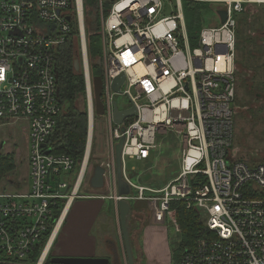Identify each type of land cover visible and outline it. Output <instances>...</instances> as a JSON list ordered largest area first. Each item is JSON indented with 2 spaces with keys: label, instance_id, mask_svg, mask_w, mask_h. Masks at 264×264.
<instances>
[{
  "label": "built area",
  "instance_id": "built-area-1",
  "mask_svg": "<svg viewBox=\"0 0 264 264\" xmlns=\"http://www.w3.org/2000/svg\"><path fill=\"white\" fill-rule=\"evenodd\" d=\"M181 1L166 16L161 0H114L102 15L101 102L110 152L101 165L108 177L115 179L114 150L121 140L125 177L126 159L148 160L157 134L183 138L180 171L166 186H138L125 177L130 193L105 197L148 204L151 222L169 220L177 234L171 204L194 211L201 229L192 245L181 248L177 264H264V164H248L232 152L235 19L264 0H192L222 6L216 8L219 24L204 26L193 48ZM103 4L98 0L101 9ZM218 10L226 11L224 24ZM64 46L74 47L85 87L86 148L76 173L75 160L47 144L64 111L56 78ZM121 74L119 95L128 104L116 106L136 113L115 125L113 82ZM92 79L84 0H0V128L27 123L30 180L27 191L0 192V264H52L47 261L57 257L52 248L71 205L98 198L79 195L93 145Z\"/></svg>",
  "mask_w": 264,
  "mask_h": 264
},
{
  "label": "rangeland",
  "instance_id": "rangeland-1",
  "mask_svg": "<svg viewBox=\"0 0 264 264\" xmlns=\"http://www.w3.org/2000/svg\"><path fill=\"white\" fill-rule=\"evenodd\" d=\"M103 1L102 9L98 4L96 8L89 7L88 9V28L94 30L95 27H98L99 32L101 31L102 15L106 14L114 0ZM161 1L165 6L164 15L168 16L176 12V0ZM211 6L214 10L222 7L218 4H211ZM235 21V96L233 102L235 115L233 118L232 152L236 158L248 164H264V3L250 5L241 14L236 15ZM208 23L209 21H206V24ZM213 24L218 25V20L210 23V25ZM72 48L74 49V47ZM97 58L92 61H97ZM114 100L121 110L126 108L125 106L128 104L126 97L119 94L114 97ZM78 107L83 111V102H80ZM8 124L10 125H4L0 128V147H2V149L0 148V156L11 154L13 156L14 170L8 172L7 176L0 180V192H24V186H27L29 181L27 160L28 132L22 127H27V123L10 121ZM92 144L87 173L79 191L80 196L98 197L108 192L107 185L97 190H94L89 185L93 168L103 164L110 152L109 129L104 116H95ZM182 149L183 138L181 136H176L173 132L157 134L156 149L151 152L149 159L146 161L126 159V173L135 185L153 189L163 188L180 171ZM77 170L78 167L74 170V173ZM107 177L108 173L106 172L105 178ZM134 193L135 191H132V194ZM80 199L82 198L75 200V204L83 201ZM150 209L148 204L144 202L133 201L131 203L127 224L135 264H175L173 255L181 247L182 235L180 233L177 234L169 220H167L163 226H160L163 229L160 236L158 235L155 238L154 234H152L148 237L144 230L151 228L149 226L152 223ZM73 210L74 207L69 212L58 233V238L52 248L54 254L55 247L59 245L58 241L61 240L62 233L69 225ZM156 212L159 215L157 210ZM108 213L106 211L101 213L97 224L91 232L93 237L91 250L92 248L95 250V257L104 255L106 244L103 242L105 239L103 237L105 235L112 237L115 235V230L119 229L118 214L114 216ZM135 213H141L144 217L143 221H138L134 218ZM165 252H169L172 255V259L170 256V260H166L165 256L167 253ZM120 259V264H124L121 255Z\"/></svg>",
  "mask_w": 264,
  "mask_h": 264
},
{
  "label": "trees",
  "instance_id": "trees-1",
  "mask_svg": "<svg viewBox=\"0 0 264 264\" xmlns=\"http://www.w3.org/2000/svg\"><path fill=\"white\" fill-rule=\"evenodd\" d=\"M97 4L98 0H84L85 33L92 77L102 76L99 61L101 55L100 32L98 27H93L94 30L88 28L87 23L89 7L96 8ZM181 4L188 42L193 48L196 46L201 29L204 26H209L211 22L217 21L216 9L214 10L211 3L200 1L182 0ZM206 21H209V23L206 24ZM96 57H98L97 61H92ZM74 60L75 54L72 47L64 46L59 51L58 89L61 104L64 105V111L58 118L57 127L48 139L47 144L53 153L71 156L77 163V167H79L86 145L87 117L84 109L81 111L78 107V104L84 101L85 87L82 75L76 73L73 69ZM12 157L11 154L0 156V180L4 179L8 172L14 170ZM171 209L175 211L176 220L183 239L180 249L173 255L175 264H177L181 248L192 245L198 237L201 222L198 215L194 211L186 209L185 205L181 202L172 203ZM51 259L49 258L47 263H51Z\"/></svg>",
  "mask_w": 264,
  "mask_h": 264
},
{
  "label": "crops",
  "instance_id": "crops-1",
  "mask_svg": "<svg viewBox=\"0 0 264 264\" xmlns=\"http://www.w3.org/2000/svg\"><path fill=\"white\" fill-rule=\"evenodd\" d=\"M125 177H127L130 180L127 173H125ZM125 177H124V181H126ZM28 178H29V171H28ZM29 183L30 180L28 181L27 186H24L23 190L27 191L29 189ZM105 185H107L108 192L104 193V195H99L98 198H94V199H87V198L80 199L83 201H80L77 204H75L76 202L73 203L69 211L71 212L72 208L74 207L73 213L69 219V225H67L66 223L67 228L62 233L61 240L58 241L59 245H56L55 247V255L59 257H95L94 254L95 250L93 248L91 250V242H93V237L91 235L92 229L97 224L98 218L103 211L109 212L114 216L115 214L116 215L118 214L117 203L114 201V199L112 200L105 197V196L107 197L119 196L117 184H116V163H115V179L113 180L112 178L109 177L105 178ZM100 197H105V198H100ZM149 226L151 228L144 230L148 234V237L154 234L156 238L158 235L160 236L162 234L163 229H161L159 225L150 223ZM103 239H104L103 240L104 244L107 243L106 239H112L111 243L115 244L116 248L119 251V257L120 255L122 256L123 263L125 264L126 257L124 253L123 243L121 242L122 238L120 233V225H119V229L115 230L114 236L110 237L108 235H105ZM105 252L102 257L105 256L106 254ZM165 253H167L165 256L166 260L168 259L170 260L171 255L169 254V252H165ZM134 264H135V259H134Z\"/></svg>",
  "mask_w": 264,
  "mask_h": 264
},
{
  "label": "water",
  "instance_id": "water-1",
  "mask_svg": "<svg viewBox=\"0 0 264 264\" xmlns=\"http://www.w3.org/2000/svg\"><path fill=\"white\" fill-rule=\"evenodd\" d=\"M217 16L221 24H224L226 21V11L218 10ZM73 69L76 73L80 72L79 60L76 58L73 63ZM56 78L57 83H59V73L58 66H56ZM124 76L121 74L113 82V91L116 94H120V87L123 83ZM93 94H94V103H95V114L96 116L104 115V107L101 102V94L103 90V84L101 77H93ZM57 95H59V90H57ZM136 113L135 108H132L127 111H119L116 104L114 103V109L112 113V121L115 125H120L125 119L133 117ZM123 140L115 146V163H116V184L118 189L119 196H125L130 193L129 186L122 174V161H121V148ZM50 150H47L46 153H49ZM105 169L101 166H95L92 171V175L89 181L91 188L97 190L105 186ZM117 211L119 216V225L120 233L124 248V253L126 257L127 264H134L133 252L130 245V235L128 230V217L131 211V203L120 200L117 202ZM52 264H110L109 259L104 257H54L51 259Z\"/></svg>",
  "mask_w": 264,
  "mask_h": 264
},
{
  "label": "flooded vegetation",
  "instance_id": "flooded-vegetation-1",
  "mask_svg": "<svg viewBox=\"0 0 264 264\" xmlns=\"http://www.w3.org/2000/svg\"><path fill=\"white\" fill-rule=\"evenodd\" d=\"M134 218H136L138 221H143L144 217L141 213H135ZM106 257L109 259L110 264H120V257H119V251L116 248L115 244L111 243L112 239H106Z\"/></svg>",
  "mask_w": 264,
  "mask_h": 264
},
{
  "label": "bare ground",
  "instance_id": "bare-ground-1",
  "mask_svg": "<svg viewBox=\"0 0 264 264\" xmlns=\"http://www.w3.org/2000/svg\"><path fill=\"white\" fill-rule=\"evenodd\" d=\"M261 3H263V2H261ZM87 154H89V150L87 151Z\"/></svg>",
  "mask_w": 264,
  "mask_h": 264
}]
</instances>
